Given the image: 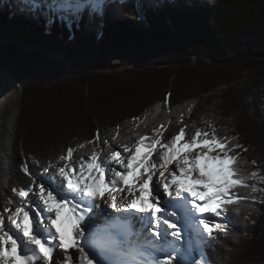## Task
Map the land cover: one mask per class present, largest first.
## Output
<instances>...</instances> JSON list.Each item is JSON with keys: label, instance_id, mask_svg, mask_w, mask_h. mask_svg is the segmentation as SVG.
Here are the masks:
<instances>
[{"label": "trees", "instance_id": "trees-1", "mask_svg": "<svg viewBox=\"0 0 264 264\" xmlns=\"http://www.w3.org/2000/svg\"><path fill=\"white\" fill-rule=\"evenodd\" d=\"M23 7L19 0L0 1V69L20 88L13 189L29 190L33 177L43 172L34 160L40 165L55 162L69 146L76 151L81 148L76 145L139 118L166 98L175 106L215 90H221L220 94L198 111L197 127L207 126L199 122L202 116L214 126L234 119V129L216 128L221 135L226 129L229 136H236L235 142L243 146L237 150L247 161L244 167L261 173L262 167L253 165L252 157L264 146V113L261 117L252 114L247 89L235 83L248 75L264 79V0L115 1L99 38L82 24L71 30V39L62 23L46 32L41 22L21 11ZM83 42L87 52L96 49V42L110 52L130 47L135 53L123 55L124 64L138 65L119 74L113 72L108 65L112 60L106 56L86 53V57L74 58L75 54L68 53L70 47ZM54 45L63 46L66 52L54 51L50 48ZM197 53L209 62L193 61ZM25 162L29 174L22 171ZM261 214L264 203L260 202L242 207L238 214L230 212L227 234L220 232L206 249L211 264L264 260ZM258 226L262 242L253 248L244 240Z\"/></svg>", "mask_w": 264, "mask_h": 264}, {"label": "snow or ice", "instance_id": "snow-or-ice-1", "mask_svg": "<svg viewBox=\"0 0 264 264\" xmlns=\"http://www.w3.org/2000/svg\"><path fill=\"white\" fill-rule=\"evenodd\" d=\"M22 3L21 11L41 22L45 31L62 23L70 39L71 30L104 19L111 7V0ZM199 122L207 129L193 121L195 131L189 136L181 114L183 126L171 139L161 125L153 135L124 145V154L101 156L97 133L87 143L100 150L94 149L87 160L70 163L72 146L55 162L40 165L34 160L44 173L56 172L33 177V183L40 181L35 207L30 190L20 188L13 191L21 206L13 210L7 205L14 201L7 198L0 208V264H211L206 249L220 232L227 234L228 214L264 203V195H255L264 194L258 186L264 175L244 167L247 161L236 151L243 147L236 136L226 129L221 135L203 116ZM22 171L29 174L27 162ZM106 197L104 207L98 201ZM56 249L63 250L62 258Z\"/></svg>", "mask_w": 264, "mask_h": 264}, {"label": "rangeland", "instance_id": "rangeland-1", "mask_svg": "<svg viewBox=\"0 0 264 264\" xmlns=\"http://www.w3.org/2000/svg\"><path fill=\"white\" fill-rule=\"evenodd\" d=\"M8 2L11 3V1L14 0H7ZM22 1V0H20ZM112 2L115 1H123V0H111ZM158 2L161 3H165L168 2L170 0H156ZM103 22L104 19L99 20L98 22L95 23L94 26H90V27H85L86 30L89 32H93L96 31V27L99 25V28H103ZM98 23V24H97ZM98 28V29H99ZM97 29V30H98ZM48 32V31H46ZM96 38H98L96 36ZM2 41H0L1 44ZM97 44L95 45L96 49L91 51V52H87V48L88 46L86 45L85 42H83L82 44H79L77 47H70L68 49V53L74 55V58L78 57V56H84L83 54H94L97 53L98 55L100 54V56H106V60H112V62H110V64H108L109 66L113 67V72L122 74L125 70L130 69V68H134L136 67L138 64H133V65H125L124 61L125 59L122 57L127 56V55H132V53H135V50H133L130 47H124L122 48V50H119L117 52H110L106 49H104L103 47H101V45H99L98 42H96ZM65 45V44H64ZM51 49H53L54 51H57L58 53H63L64 51L66 52L65 48L63 46L59 47V46H51ZM89 51V50H88ZM54 58H56L57 60H61V62L63 61L64 63H67L66 61H64L63 59H61L58 56H55ZM197 58H200L202 60H204L205 62H209L208 58L204 57V55L202 54H195V56L193 57V61H196ZM59 60V61H60ZM124 60V61H123ZM69 65V64H68ZM105 65V64H104ZM70 66V65H69ZM107 66V65H105ZM117 66V67H116ZM149 66V65H146ZM71 67V66H70ZM68 69H72L74 70L72 67L68 68ZM80 72H83L82 69H80ZM104 72H110V70H106ZM9 76L10 79H12V81H10V79L7 77ZM0 79L1 81L4 82V96H5V100H4V111L1 113L0 115V137L1 134H4L3 131V124L5 123L6 119L11 115L14 107L16 105H18V110H19V100H20V88L18 87V85L16 84V82L14 81V79L9 75L8 72H6L4 69H0ZM235 87L237 88H244L247 89V102L251 103V109H252V114L253 115H257L258 117H261L264 113V79H259L256 78L255 76H246L244 78H242L240 81H238L237 83H235ZM224 89V88H223ZM221 90H215L212 93H208L207 95H202L198 98H195L193 100L190 101H184L178 105L175 106H170L167 102H157L154 105L157 106L159 105L158 108V117L154 116L152 122H149L150 127L148 128V130L146 131L147 133H149L150 135L154 134V130L159 128L161 125H163V123H165V121L167 120V117L170 116V119L173 121H168L171 122V125L174 124L175 122V126H178V130L175 132L174 128L175 126H165L167 127L169 130L167 132H165V136H169V133L171 132V134L173 133V136L176 135L179 130L180 127H182L183 125L181 123H178L181 120V114H183V118H184V123L189 125L188 128V133L189 136L194 133L195 128L192 127V122L196 121L197 118V113L200 109L204 108L207 104V102L210 99L216 98L217 96H219ZM196 103L197 107L196 110L194 111V113H187V112H182V105L184 104V106L188 103ZM152 105L151 107H149L144 113L146 116H148L147 114H150V111L152 109V107L154 106ZM18 116V115H17ZM125 122L122 123L121 126H124V131L120 130V133L124 132V134H122L123 136H117L114 135L115 137H112V134H114V131H119L117 130L118 128L112 129V130H107V131H101L99 133V136L102 137L103 135H105L108 139H109V144L108 145H102L103 141L100 142V148H102L103 150L101 151V156H106L108 153H111L112 151H122L123 152V146L126 145L125 142L126 140H131L132 137L131 136H127V133H132V131H130V129L128 130L127 126L128 125H132L133 127H135V129H139V122L135 121V122ZM137 123V124H136ZM178 123V124H177ZM142 124V122L140 123V125ZM235 121L234 119H227V120H221L219 121L215 127L218 128H229V129H234L235 128ZM164 126V125H163ZM197 127V125H196ZM205 129H207V126L203 127ZM210 130V129H209ZM135 135H139V133H136V131H134ZM168 134V135H167ZM172 136V135H171ZM14 138H15V134H14ZM118 145V148H115V146ZM1 146V144H0ZM14 147V144H13ZM100 150L99 148L96 147L95 143H93V145H85L79 149H77L74 152L73 158L70 161V163L75 164L77 161L80 160L81 157H83L85 160H87V158L92 154L93 150ZM238 152V150H236ZM12 168H14V158H13V150H12ZM252 160H254L258 165H260L261 168V173L260 175H264V146L260 147L259 149L257 148L254 152V155L252 157ZM60 163H63L62 161ZM56 172V169H50L49 173H44V172H38V176H45V175H49L51 172ZM14 176V170L12 173V177ZM157 177H158V173H157ZM154 177V180L157 178ZM57 179H62L57 175ZM12 180V179H11ZM40 183V181L37 179L35 181V183H32V187L29 189L30 190V199L33 200V207H35L36 202L38 201V197L35 195L36 191H38V188L36 187L38 184ZM9 192H11L12 196H13V203H11L10 205H7L8 207L12 208L13 210L18 207L21 206V202L20 199L18 197V194L16 192L13 191V184L12 182L10 183L9 187H8ZM162 191V190H161ZM8 192V193H9ZM6 201L3 202L2 206H5ZM7 215V214H5ZM261 221L263 222L264 219V214L260 215ZM259 229V226L256 228H251L250 231H248V236L245 238L244 242L249 243V245H251V247L255 248V247H259V245L262 242V236L260 234L257 233ZM242 264H264V260L262 261H250V262H245Z\"/></svg>", "mask_w": 264, "mask_h": 264}, {"label": "bare ground", "instance_id": "bare-ground-1", "mask_svg": "<svg viewBox=\"0 0 264 264\" xmlns=\"http://www.w3.org/2000/svg\"><path fill=\"white\" fill-rule=\"evenodd\" d=\"M94 25H95V23L92 26H94ZM98 28H99V25L96 27V31H93V32L99 38L98 32L101 33L103 28H101V27L99 29ZM93 32H91V33H93ZM7 77L10 79L9 76H7ZM10 81H12V79H10ZM3 92H4V82L1 81V79H0V115L4 111L5 96H4ZM17 106L18 105H16L14 107L11 115L6 119L5 123L3 124L4 134H1V137H0V144H1V146H0V208L3 207L2 204H3V202H5L7 200V198H12L13 199V196H12L11 192H9L8 187H9V185L11 183L12 173H13L12 155L11 154H12V150L14 148L13 147L14 134H15V129H16L17 115H18V111H19ZM196 107H197L196 103L194 104V102L193 103L188 102L185 106H184V104L182 105V110L181 111L183 113L187 112V113H192L193 114L194 111L196 110ZM143 115H145V114H143ZM143 115H141V118L136 119L134 121H131V120L127 121V122H130V123L135 122V121L139 122V129L136 130L135 127H133L132 125H128L127 128L131 129L132 131H136V133H140V136H142V135H150L146 131L150 127L149 122H152L153 117L154 116L158 117V108H157V106L154 105L152 107V109L150 111V114H147L148 116H143ZM168 121H172L170 119V116L167 117V120L165 121V123H163V125L164 126L167 125L169 127L175 126V122H174V124L171 125V122H168ZM141 122H142V124L140 125ZM124 128H125L124 126L120 125L118 127V129H117L119 131H114L113 132L114 134H112V137H115L114 135L123 136L122 133H120V130L124 131ZM173 128H174L175 132L179 129L178 126H175ZM173 133L171 134V132H170L169 136H167L166 138L171 139L173 137ZM105 139H106V136H105ZM102 140H103V138L100 139V142H102ZM106 140L108 141V139H106ZM136 140L137 139L126 140L125 144L126 145L132 144ZM87 144L92 145L93 143H87ZM108 144H109V141H108ZM108 144H106V145H108ZM115 148L119 149L118 145H116ZM109 154L110 153H108L107 155H109ZM122 154H124V153L122 152ZM52 173H55V172L53 171L50 174H52ZM161 197H163V192L162 191H161ZM107 202H108L107 201V197L105 198V201H98V203H101L104 207H106ZM73 252H74V249H69V253L70 254L73 253ZM56 253H58L61 258L64 255L63 250H60V249H56ZM76 255L78 256V253Z\"/></svg>", "mask_w": 264, "mask_h": 264}, {"label": "water", "instance_id": "water-1", "mask_svg": "<svg viewBox=\"0 0 264 264\" xmlns=\"http://www.w3.org/2000/svg\"><path fill=\"white\" fill-rule=\"evenodd\" d=\"M60 60V59H59ZM61 61V60H60ZM63 62V61H62ZM64 63V62H63ZM67 68H71L68 63H64Z\"/></svg>", "mask_w": 264, "mask_h": 264}]
</instances>
